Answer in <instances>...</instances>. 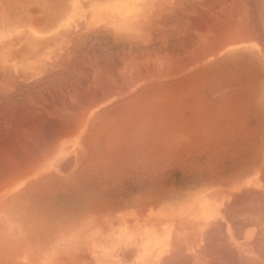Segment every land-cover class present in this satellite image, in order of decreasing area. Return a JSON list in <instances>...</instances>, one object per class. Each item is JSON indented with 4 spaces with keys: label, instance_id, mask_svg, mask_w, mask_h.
<instances>
[{
    "label": "rangeland",
    "instance_id": "obj_1",
    "mask_svg": "<svg viewBox=\"0 0 264 264\" xmlns=\"http://www.w3.org/2000/svg\"><path fill=\"white\" fill-rule=\"evenodd\" d=\"M22 1H23L22 4H19L16 6L15 5L11 6L12 7V11H11L12 12V16H11L12 26L19 25V28L18 27H12V30L15 31L14 33H12V36H14L17 39L16 40L17 42L16 41L12 42L14 45L12 48L13 50H14V47H17L16 45L19 44L18 38H19L20 34L22 36H25V34L29 33V31L32 30L31 28H33V29L35 28L36 30L40 31V30H42L40 28L41 24H42V26H44V24L46 23V21L40 20L39 21L40 26L32 27V25H31V22H32L31 21V18H32L31 14L36 15V17H38V18H42V14L44 13L43 11H46V10L42 9L41 6L44 3L47 4L46 0H25V1L22 0ZM85 1H86V5L85 6L81 5L82 8L80 9L78 0H75L74 9L76 8L75 9L76 14L74 16L75 17H77V16L82 17L79 14H81V12L84 11V12H86V16L88 15L89 18L87 20H82V21L76 20L74 22V28L67 30L64 33H60L56 37L52 38L53 39L52 43L57 45V52H56L55 58L53 60L56 61V63H59L58 68L46 69V70H48L47 74L44 72L43 73L40 72V69L42 68L41 66H40L41 67L40 69L34 68L33 70H30L31 73L29 74V77L27 79L26 78L24 79L22 76L17 74L18 71H20V69H18V68L16 69V67L19 66L17 63L14 66L12 65L11 70L0 69V108L3 107V110H5L7 112H17V110H15L16 109L15 107L18 106L17 109H19V110L21 109L20 112H23V109H24V111H25V113L23 112L24 114H27L29 110H30V113H28V114H33V112L43 114L41 116L40 115H34V116L31 115L32 117L27 115L28 117L25 120V123L20 124L21 127H20V125L16 126L15 124H13L11 122H7V121L3 123L0 120V122H1V125H0V147L3 144L6 145V142H7L6 139H11V138L14 139L15 135H16V137L18 136L17 133H15V131L18 130L19 127L21 129H23V131L21 132V136H22L21 138H23V137L26 138L25 136L27 134L23 133V132L27 128L36 127L35 129H37V130H36V132L33 133V136L31 135L32 136L31 137L28 135L29 136L28 139H30V140L28 142L26 141V143H28L29 146L31 145L30 143H32L33 145H37L36 144L37 141H38L37 142L38 144H39V142H41L39 145H43V144L48 145L47 144L49 142L48 139L51 137V135L52 136L54 135V131L56 130L55 128H57L55 126L59 127V125L55 124L54 121H53L54 124H52V120H57V119H61L63 121L65 120L66 122L65 121L64 122L66 124H69L68 121H70L68 119L69 117H65V116L53 117V116L48 115V113L49 114L55 113L56 109H59L57 111H60L61 107L66 108V109H63V111H61V112L70 111V109L72 111V108H71L72 105H70V104H73L75 102L73 100H71L69 97L70 96L69 94H71V92H74L75 94H77L76 96L73 93L71 95H74V97L76 99L78 98L77 102L80 101L79 102L80 104H83V103H81V101L85 102V100H81L85 97V95L86 96L88 95L90 98H92L94 100L98 99L97 101H99V98L103 97L105 92H107L108 86H106V83L102 84L105 79L102 81V79L99 76L100 72L99 71L96 72L95 67L88 66V64H90V61L92 59L93 60L91 61V63H95L99 68L104 62L107 63V61H109V63H111V64L118 62V63L114 64L115 65L114 69H113V67L108 68V70H111L112 75L115 72L116 75L114 74L113 76H114V79L117 81V78L119 77L117 75V67L119 66V59L122 57V54L124 55L127 53V45L123 42H122L123 44H121L120 41H117V39L113 38V36H110V35H112L111 32H109V34H108V32H106L104 30V28H100L98 25H95V26L90 25L91 24L89 22L90 18L95 16V15L98 16V14L100 13L99 6L104 5L103 4L104 0H85ZM110 1H114V0H109V1H107V3H110ZM174 1H176V0H174ZM189 1H190V3H189ZM199 1H201V2H199ZM199 1L196 0V2H195V0H194V2H193V0H187V2L184 4L185 5L184 7L185 8L187 7V10L194 8L195 10L198 11L194 15L193 19L190 18V14L188 12L187 13L185 12L181 15L178 14V16L179 15L181 16L180 17L181 21L176 20V22H178L180 24L179 25L180 26V28H179L180 33L177 32V30L175 28L174 29L170 28V30H167V31H170L169 33L171 36L175 37V38H172L170 36V38L168 39V41H170L169 47L171 49H175V48L181 49L182 48L185 52L179 58L180 63H183V61H184L183 64L188 63L191 60V58H193L194 55L197 58L201 54V51L204 52V50H203L204 48L206 49L207 46H210V45H207V41H209V40L216 42V44H222L225 42L224 40L227 41L230 38L232 40V42H230V45H240L242 43L243 37H242V35H240L241 33H235L234 34L231 32V34H230L229 31H226L227 34L225 35V33H224L225 30L221 28L222 23L223 24L227 23L226 19H228V20L232 19L231 16L235 15L234 13H235V11H237V7H238V9L240 8V6L238 5V3L240 1L241 2L243 1V3H244V7L242 6V12H243V15H245V17L247 18L248 24L250 22L252 28H256V29L261 28L264 31V0H250V4H248V3L246 4V1L248 2V0H199ZM101 3H102V5H101ZM187 3H189V4H187ZM190 4H191V7H190ZM206 7H208V8H206ZM19 13H26L27 19H25L26 17H23V16L19 17ZM222 16H223V18H222ZM217 17H221L223 21H224V18L226 17L225 18L226 22L224 21L225 22L224 23L221 20V18H217ZM20 18H21V22H19ZM209 20H211V21H209ZM210 23H212L213 25H215V24L219 25L220 30L216 29V33L214 35L205 36L204 42H202V44L199 46H195V49L199 52H197L196 50L193 52L190 49L191 36H189V38H190L189 39L187 37V35H189L190 33H192V34L196 33V34H199L201 36L202 32H210L209 30L211 27L208 28V26L212 25ZM2 24H3L2 14L0 13V27L2 26ZM185 24L187 26L186 30H184V28H182L183 25H185ZM199 26L200 27L205 26V27H207V30L205 28V30L203 29L201 32V30L199 29L200 28ZM103 30H104V32H103ZM172 32H174V33H172ZM221 32H223V33H221ZM43 33H45V32H43ZM105 33H107V35L104 36L103 34H105ZM93 35H95V36H93ZM148 37H149L148 40H150L149 43L144 45V47H143V45H136V43H134L132 45V49H134V50H132V51H138L139 50L137 52L138 54H141L144 52L143 54L149 53V56L154 55V53L159 50V47H158L159 42H157L155 40L153 34L149 35ZM150 37L152 39H154V41L156 43H154V41ZM181 37H182V40H181ZM183 37H184V39H183ZM187 40H190V41L187 43L186 42ZM114 42H115V44H114ZM184 42L186 45H184ZM22 43H28L29 44V42L27 40H24V39L22 40ZM46 43L47 42H43L41 44H46ZM116 43H118V44H116ZM119 43H120V45H119ZM175 44H176V46H175ZM149 45H151L150 48H147V47H149ZM183 45L185 47H183ZM125 47H126V49H125ZM155 49H157V50H155ZM226 49H228V47L225 46L224 48H222V51L218 55H216L215 59L217 60V57H219V58H218L216 66H215V71L212 70L211 74L210 73H208V74L204 73L205 75L204 74L203 75L202 74L201 75H198V74L195 75V77H196L195 83L196 84L199 83V85L197 87L199 89L198 91H200L201 85H206V83H208L210 85L212 84L211 85V94L208 92V90H206L204 92V94H206L204 99L208 100L213 105L216 104L215 108H214V106H211V107H213V109H215V110L218 109L220 112L223 110L233 109L232 107H234L235 103H236V102H234V100H235L234 98L237 96V95H234L233 86H232L231 81L228 80L226 77V65L224 63H222V62L227 60V55H226L227 50ZM88 52L91 53V55ZM124 52H126V53H124ZM196 52L198 53V55L193 54ZM94 53H95V55H94ZM71 54H72L73 58L71 57ZM88 54L91 57H89ZM12 55L16 56L17 53L16 52L12 53ZM97 55H98V57H97ZM115 55H116V58H115ZM221 55H223V56H221ZM104 56L106 59L102 58ZM112 56H114L113 57L114 59L112 58ZM190 56H191V58H190ZM42 57H46L45 52L34 55L31 58V60L32 59L33 60H39ZM74 57H75V59L77 58L76 61H75ZM71 58L74 60H72ZM89 58H91V60ZM187 58H189V59H187ZM69 59L72 61H69ZM215 59L214 58H207V60L202 61L200 64L188 67L186 70V73L181 74V76H178V78L174 77L171 80H164V81L151 79L150 82L144 83L145 88L149 89L148 86H151V88L153 87V90L146 92V95H148V97L144 98L145 101L150 102L154 98H159V96L161 94H159V92H156L155 88L162 85V83L167 84V81H169L172 84V81H175V79H179L180 77L183 78L184 75L188 74L190 71L202 68L204 66H207L208 64L212 63ZM57 61H59V62H57ZM151 61L152 60H148L145 64L147 68L149 67V69L151 68V66H150ZM75 62L77 64V66H76ZM68 63H70L71 65ZM159 63L161 65V67L165 64L164 61H162V60H160ZM61 64H62V66H65V67L62 68ZM72 64L75 66L73 67ZM114 65H112V66H114ZM67 66H68V68H67ZM78 67H80V68H78ZM81 67H83V68L81 69ZM43 69H41V70H43ZM56 69H58V70H56ZM62 69H65V70H62ZM129 70L132 73L134 72V69L132 67H130ZM53 71H55V74ZM65 71L67 73H65ZM89 71H90V73H89ZM217 71H219V73H220L219 79L217 78ZM33 72H36V73H33ZM57 72L62 73L61 74L62 76H60V74L58 75ZM63 73H64V76H63ZM70 73H72V75H74V76H70L71 75ZM93 73H95L97 75V77L95 75V77L93 78L94 79L93 82H91V83L87 82V79H88L87 76H89V74H93ZM68 74H70L69 75L70 79L68 77ZM221 74H223V75H221ZM46 75L50 79H48V77ZM50 75H52V76L54 75L55 79ZM55 75H56V77H55ZM201 76L203 77L202 80H201V78H202ZM73 77H74V79H73ZM36 78H38V80ZM98 78H99V80H98ZM56 79H58V80H56ZM67 79L69 82L67 81ZM43 80H44V83H43ZM52 80H54V81H52ZM83 80H85V81L82 82ZM197 80H198V82H197ZM205 80H206V82H205ZM35 81H36V83H35ZM46 81H47V83H46ZM71 82H73V84ZM200 82H201V84H200ZM218 82H219L220 87L218 85ZM75 83H77V85ZM99 83H100V85H99ZM223 83H225L226 85ZM37 84H39V85H37ZM74 84H75V86H74ZM188 84H189V82H188ZM188 84L186 83L185 85L189 86ZM54 85H57V87L56 86H55L56 88L53 87ZM70 85H72V87ZM102 85L106 89L103 90ZM141 85H143V83L136 85L135 88L129 90L126 94H123L120 96L113 94L110 98H107V96H108V95H106V94H108V92H107L105 94L106 97L104 96V98H103L104 100L102 101V103L97 105L96 107H94V110H92L93 112L90 115V121L88 124L89 127H87L88 132H86L84 135V137L86 139V137L91 134L92 139L90 136H88L87 137L88 141L86 139L84 145H86V143L87 144L92 143V145H95V146L90 145L91 147L88 148L89 149V151H88L86 149V147L83 146L84 141H82L83 142L82 144H79L80 143L79 142L75 146V150L78 151V153H76L75 151H74L75 153L70 152L69 154H66L63 157H61L58 160V162L53 165V167L51 168V170L53 172L52 177H49V178L44 179V180L42 179L43 177L40 178L39 184L36 185V187L33 186L32 188H29L26 190H18L13 197H10L8 200H4L1 203V205H0V264H88L86 262L87 260L83 261L82 259H78V258H76L74 261H72L70 259V257L69 258L67 257L70 254V251L71 252L74 251L76 253L77 257H78L77 254H79V258L82 257V253H84L85 257L86 256L91 257L90 264H99V260H98L99 252L102 249H104L105 242H104V240H89L91 235H94V234L98 235V228H99L98 216H99V214L98 213H90L89 211H86V210H88V209L92 208V206H94V203H95L94 201H97L99 199H103V200L105 199V197L103 196V194H105V192H106L105 190L114 191V190L122 189L123 211L126 212V213H124L125 216H124V220H123L124 226H125V225L129 224L130 216H131V214H130L131 203L134 200V195H136L138 193V191H139V193L143 192V189H146L148 187L155 188V189H162L163 183L168 182V179L170 180V183H171V189L177 188L181 178H183V184H185L186 183V181H185L186 177L185 176L190 174V173L197 171V165L198 164H196V163L200 159L197 160L196 158L205 157V153L209 152V150H210L208 147L209 145L206 144V142H209L212 140V133H211L212 126L217 124V121H212L213 119L217 120L216 116H213L214 114H216V112H214L215 110L210 111V112L205 111V113L207 112L208 115L207 114L205 115L203 113L204 110H202L201 112L199 110L196 111L198 114L201 113L200 114L201 117H203L202 116L203 114H204V116H207V117L209 116L208 120L202 121L206 117L198 118L200 115L198 116L197 113L195 114L196 115L195 117L198 118V119L195 118L196 122L199 123V121L201 120L200 121L201 123H199V126L195 125L198 123H194V125H193V127L197 126V128H195V129H197V131L195 129H193V127H189L190 125L189 126L184 125V128L181 127L180 129L174 128L175 130H172L173 129L172 128L171 133H168V137L166 135V137H167L166 141L167 142L164 141L165 143L162 141L156 142V141H154L155 139L153 140V138H150V139L148 138V140H146V142L148 144L146 142H142V145L144 144V146H142L140 144L141 140L138 141V143H137V141H135L133 143H131V142L130 143L124 142L123 144L120 143L122 146L119 143H116V146L119 144V146H121V148L124 145L123 148H125V150L122 148V150L124 152L119 151V153H121V154H119L118 152H114L115 150L118 151L119 146H117V148H116L115 145L113 144V142L115 143V141H113V140H112L113 142L110 141V138L112 139L114 136H116V134H118L117 133L118 129L121 132L120 124L122 122L120 123L119 120H118V122L116 120V119H121L120 118L121 116H118V118H117L113 114L115 113V111H117L118 113H121V112H128L129 113L130 111L137 113L136 112L137 109H135V108H133L132 110L114 109V108H118L116 106L118 103L123 102V100H126V99L132 97L133 94L135 93V91H137L139 88H140L139 89L140 92L143 91L144 87ZM58 86H60V87H58ZM227 87H229V88H227ZM49 88H50V90L52 89V91L53 90L54 91L49 92ZM69 88L72 89V91L70 90V92H69V90H68ZM90 89H91V91H90ZM213 89L215 91H213ZM217 89H218V91H217ZM86 90L88 93L84 92ZM94 90H95V93L97 92L96 94L93 93ZM154 91L156 93H153ZM157 91H160V90L157 89ZM198 91H197V93H199ZM51 92L53 94H51ZM89 92H90V94H89ZM213 92H215V93H213ZM151 93H152V95H151ZM97 94L100 97L97 96ZM156 94H158L159 96H157ZM199 94H201V93H199ZM46 95H48V96H46ZM81 95L84 97H82ZM93 95H95V97H93ZM57 96H58V98H57ZM61 96H62V99H60ZM230 96H232L231 97L232 99H230V103L233 102V105L228 103V101H227V98H230ZM45 97L46 98L48 97V98L46 99ZM96 97H97V99H96ZM199 97L202 98L201 95ZM189 98H191V96ZM238 98H239V100L237 102H238V104L240 103V105H241V94L238 95ZM63 99H65V100H63ZM59 100L61 101V103H59L60 102ZM35 101H36V103H34ZM201 101L203 103V100L200 99L199 102H201ZM114 103L116 105H114ZM227 103L229 106H227V108H226ZM61 104L64 106H61ZM66 104L68 106H66ZM28 106L30 108H33V110L28 108ZM107 106H108V108H107ZM12 107H14V109ZM112 107H114L113 110H112ZM228 107H230V108L228 109ZM106 108H107V110H112V112L113 111L114 112L112 113L110 111H106V112L103 111V109L105 110ZM49 109L51 110L50 112H49ZM144 110L149 111V109H143V112L141 113V115H144L145 117H147L146 114H143L146 112V111L144 112ZM0 111L2 112V110H0ZM117 112H116V116L118 115ZM190 112L191 111L186 112V109H185L184 112L182 111V114L185 113L184 114L185 118L189 117V120H191L192 118H190L191 117L190 115L192 113L190 114ZM102 113H104V115ZM186 113H188V114H186ZM111 114H112V116H111ZM105 115H107V117ZM108 115L111 116L112 119H109L110 117ZM210 115L213 118L212 120H211ZM103 116H105V117H103ZM144 116L140 117L139 119L136 117V120H135L136 123L135 122H134L135 124L133 123V126L135 129L132 128L133 126L131 128L130 127H128V128L133 129V131L134 130L136 131V129H137V131H136L137 134H143L145 132V130H147V129H148L147 132L151 131L153 129V127H152V129L150 127L155 125L156 123H154L152 125V123H153V119L151 118L152 116H150L148 118L149 121H148V119H144L145 118ZM43 117H45V118H43ZM37 118L39 120H37ZM141 118H143L144 120ZM101 119H105L104 122ZM114 119H115V122L113 121ZM221 119L223 120V118L220 117V121H221ZM107 120H109V121H107ZM189 120L188 119L186 120L187 123L188 122L192 123L195 121V120H192V121H189ZM106 121L108 124H111L110 122H112L113 125L111 124V127H110V125L105 123ZM206 121L208 122V125H210L209 127H208V125L206 127L207 130H208V128L211 129V130L209 129V132L204 128L205 127L204 122H206ZM30 122H31V124H29ZM101 122H103L104 125H106V126L108 125L109 128L112 129V131L110 132L111 129L108 131V128H106V126H104L103 123H101ZM143 122H145V123L147 122L146 123L147 125L146 124L144 125ZM202 122H203V127H201ZM207 122H206V124H207ZM209 122H211L212 124L214 123V124L211 125ZM70 123H71V121H70ZM115 123H116V125H114ZM222 123H223V121H221L220 124H222ZM32 124L34 125V127ZM96 124H98V126ZM26 125H27V127H26ZM99 125L102 127L100 128ZM135 125H136V127H135ZM14 126H15V128H14ZM112 126H113V128H112ZM114 126L117 127L118 129L116 128L117 129L116 130ZM11 128H14V129H11ZM98 128H100L101 131H102V128L106 129V130L104 129V131L106 133H102V134L106 135V137H107L106 139H108L107 142L105 140H103V139H105V135L104 136L102 134H100L101 136L99 135V133H101V132ZM190 128L195 130V131H192V130L189 131L188 129H190ZM47 129H48V131H47ZM91 129H93V131L95 130L94 135L96 136V138L92 134L93 131H91ZM113 129H115L116 132ZM186 129L189 131V132L187 131L188 133L185 132ZM203 129H205V131ZM1 130H2V132H1ZM8 130H10L11 133L12 132H14V133H12V135H11V133ZM98 130H99V132H98ZM142 130L144 131L143 133L140 132ZM182 130H183V132H182ZM4 131H7V132H4ZM90 131H91V133H90ZM104 131H102V132H104ZM107 131L110 132L109 135L112 134V135H110L111 136L110 138H108V136H107L108 135ZM133 131L131 133H134ZM206 131L208 132V134H206ZM3 132L5 133V135L3 134ZM50 132H52V134ZM194 132L197 133L196 138H195L196 134ZM198 132H199V134H198ZM203 132H205V133H203ZM88 133H90V134H88ZM6 134H7V136H9V135H11V136L7 137ZM22 134L23 135L26 134V135L23 136ZM96 134H98V135H96ZM148 134L151 135L152 131H151V133L149 132ZM148 134L146 133L147 136H150ZM190 134L191 135L193 134V135L191 136ZM49 135H50V137H49ZM3 136H5V137H3ZM198 136H200V137L198 138ZM44 137H47V138H44ZM93 137L95 138L96 141L99 140L102 145L98 144V143H100L99 141L97 143L95 140H93ZM189 137H191V139L195 138L196 139V140L194 139L195 141H197V139L199 140L200 138H202V139L199 140L198 145H197V142L195 145V143H193V141H194L193 139H192V142L190 140V142L193 144H191L190 142H187V141H189L188 139H190ZM32 138L34 139V141ZM170 138H172V139H170ZM89 139L95 141L98 144V146L91 141H90L91 142L90 143ZM100 139H102V140H100ZM113 139L115 140L116 138H113ZM14 140L9 141L8 144L9 145H16L17 143ZM180 140L182 142H184L186 144V146L184 143H183L184 145L182 144L183 146H181L182 142ZM102 141H104V143ZM177 141H178V143H177ZM21 142L24 143L22 140H21ZM150 142H152L151 143L152 145L151 144L149 145ZM107 143H109V145H111L112 149H108V147H110V146H108V145L106 146ZM136 143H137V145H136ZM153 143H155V144H153ZM156 143H161V145H159V144L157 145ZM189 144H191L193 146H190ZM125 145L130 146L129 148H132V149H134L135 146H137V147L141 146L142 148L140 147L141 149H138L139 147L138 148L135 147L134 151L132 149L130 150L129 148L126 150L127 147ZM146 145L149 146L150 148L147 147ZM154 145H156L157 147ZM96 146H97V149H94ZM159 146H162V148ZM99 147H100V149H99ZM101 147H102V150H101ZM103 147H106V149H103ZM155 147H156V150L154 149ZM164 147H165V150H163ZM113 148H116V149H113ZM31 150L32 151L35 150V147H34V149H33V147H31ZM90 150L93 151L92 154H91ZM111 150H114L113 154L111 153L112 152ZM128 150H130V151H128ZM152 150L153 151L155 150V152H151ZM0 151L3 152V149L0 148ZM107 151H109V152H107ZM127 151H128V153H125ZM0 158H2L1 155H0ZM181 175H183V177ZM112 199H114V198H112ZM140 199H144V198L140 197ZM51 242L54 244H50Z\"/></svg>",
    "mask_w": 264,
    "mask_h": 264
},
{
    "label": "crops",
    "instance_id": "obj_2",
    "mask_svg": "<svg viewBox=\"0 0 264 264\" xmlns=\"http://www.w3.org/2000/svg\"><path fill=\"white\" fill-rule=\"evenodd\" d=\"M22 2L0 0V69L11 70L19 63L17 74L27 79L34 68L59 67L53 60L57 45L52 38L89 16L84 11L82 17L74 16L75 0H46L42 18L31 14L32 27L46 21L42 30L20 34L13 50L17 39L12 27L19 25L12 26L11 6ZM78 3L80 9L86 5L85 0ZM22 16L27 19L26 13H19ZM248 26L242 44L228 46L222 62L237 104L241 94V107L235 103L237 108L229 112L215 110L217 124L212 126V140L206 142L210 150L196 158L197 171L185 176V184L181 178L177 188L171 189L168 179L162 189L138 191L128 225L123 221L122 189L105 190V199L86 210L99 214L98 235L89 238L105 242L99 264H264V31ZM42 52L46 57L31 60ZM77 255L70 251L67 257L90 264V256Z\"/></svg>",
    "mask_w": 264,
    "mask_h": 264
},
{
    "label": "bare ground",
    "instance_id": "obj_3",
    "mask_svg": "<svg viewBox=\"0 0 264 264\" xmlns=\"http://www.w3.org/2000/svg\"><path fill=\"white\" fill-rule=\"evenodd\" d=\"M107 1H109V0H104L103 1V4L104 5H102V3H101V5L102 6H99V8H100V13L98 14V16L97 15H95V16H93V17H91L90 18V20H89V22L91 23L90 25H93V26H95V25H98L100 28H104V30L106 31V32H108V34H109V32H111V34L112 35H110V36H113V38H115V39H117V41H120L121 42V44H123V43H125L126 45H127V53L126 52H124V53H126V54H122V57L119 59V66L117 67V75L119 76L118 78H117V81L114 79V74H115V72L113 73V75H112V72H111V70H108V68H112L113 67V69L115 68V65L114 64H116V63H118V62H116V63H114V64H111V63H109V61H107V63H103L101 66H100V68L95 64V63H91V61L93 60H91V58H89L91 61H90V64H88V66H92V67H95V71L96 72H100L99 74V76H100V78L102 79V81H103V83L102 84H105L106 83V86H108V89H107V92H108V94H106L107 92H105V94L106 95H108L107 96V98H110L113 94L114 95H123V94H126L129 90H131V89H133V88H135L136 87V85H138V84H141V83H143V85H141V86H143L144 87V83H148V82H150L151 81V79L153 80V79H155V80H162V81H164V80H171L172 78H174V77H177L178 78V76H181V74H184V73H186V70H187V68L188 67H191V66H195V65H197V64H200L202 61H204V60H207V58H216V55H218L221 51H222V48H224L225 46L226 47H228V46H230V42H232V40L229 38V40H224L225 42L224 43H222V44H216V42H214V41H212V40H209V41H207V45H210V46H207V48L205 49H203L204 50V52L203 51H201V54L196 58V56L194 57L193 56V58H191V56H190V58H191V60L188 62V63H185V64H183L184 63V61H183V63H180V61H179V58H180V56L182 55V54H184L185 52H184V50L181 48H175V49H171L170 47H169V42L170 41H168V39L170 38V31H167V30H170V28L172 29H176L177 30V32H179L180 33V30H179V28H180V24L178 23V22H176V20H179V21H181L180 20V15L181 14H183V13H189L190 14V18L191 19H193L194 18V15L198 12L197 10H195L194 8H191V9H189V10H187V7L185 8L184 6V4L187 2V0L185 1V0H176V1H174V0H114V1H110V3H107ZM197 1H199V0H197ZM77 2V1H76ZM92 2V1H91ZM193 2H194V0H193ZM195 2H196V0H195ZM199 2H201V1H199ZM189 3H190V1H189ZM189 3H187V4H189ZM192 3V2H191ZM198 3V2H197ZM212 3V2H211ZM93 4V3H92ZM213 4V3H212ZM222 4V3H221ZM195 5V4H194ZM238 5L240 6V8L238 9V7H237V11H235V15H233V16H231V18L232 19H226V21H227V23H225L226 21H225V18H224V21L222 20V18H223V16H222V18L221 17H217V18H221V20L225 23V24H223L222 23V29H224L225 30V35L227 34V32L226 31H229V33L231 34V32L232 33H241L240 35H243V31L247 28V27H249L248 26V20H247V18L245 17V15H243V12H242V6L244 7V3H243V1L241 2H239L238 3ZM79 6H80V4H79ZM85 6V5H84ZM204 6V5H203ZM190 7H191V4H190ZM74 8V7H73ZM78 8V7H77ZM84 8V7H83ZM206 8H208V7H206ZM76 9V8H75ZM74 9V10H75ZM200 10V9H199ZM231 12V11H230ZM205 13V12H204ZM178 14H180L179 16H178ZM225 14V13H224ZM231 14V13H230ZM250 16V15H249ZM202 17V16H201ZM208 19V18H207ZM211 19V18H210ZM197 21V20H196ZM209 21H211V20H209ZM201 22V21H200ZM220 22V21H219ZM66 23V22H65ZM221 23V22H220ZM250 23V22H249ZM182 24V23H181ZM195 24V23H194ZM209 24V23H208ZM210 24H212V23H210ZM251 24V23H250ZM256 24V23H255ZM198 25V24H197ZM97 26V27H98ZM73 27H74V24H73ZM98 27V28H99ZM192 27V26H191ZM190 27V28H191ZM200 27V26H199ZM211 27V28H210ZM220 26L219 25H217V24H215V25H210V26H208V28H210V32H202V30L204 29L205 30V28H206V30H207V27H200L199 29L201 30V36L199 35V34H196V33H194V34H192V33H190L189 35H187V37L189 38V36H191V41L190 40H187L186 42L188 43L189 41H190V43H191V46H190V49L194 52L196 49H195V46H199V45H201L202 44V42H204V37L205 36H210V35H214L215 33H216V29H219L220 30V28H219ZM252 27V26H251ZM182 28H184V30H186L187 29V26H186V24L185 25H183V27ZM189 28V27H188ZM193 28V27H192ZM248 29V28H247ZM256 29V28H255ZM104 30H103V32H104ZM215 30V31H214ZM101 31V30H100ZM183 31V30H182ZM246 31V30H245ZM249 31V30H248ZM258 31V30H257ZM97 32V31H96ZM192 32V31H191ZM223 32H221V33H223ZM98 33V32H97ZM172 33H174V32H172ZM254 33V32H253ZM258 33V32H257ZM151 34H153L154 35V38H155V40L157 41V42H159V50L157 51V52H155L154 53V55H152V56H149V53L148 54H143V53H141V54H138L137 52L139 51H132V50H134V49H132V45L134 44V43H136V45H143V47H144V45H146L147 43H149L150 42V40H148L149 39V35H151ZM104 36L105 35H107V33H105V34H103ZM248 35H250V34H248ZM93 36H95V35H93ZM231 36V35H230ZM244 36V35H243ZM258 36V35H257ZM89 37V36H88ZM152 37V36H151ZM150 37V38H151ZM172 38H175V37H173V36H171ZM221 37V36H220ZM153 38V37H152ZM151 38V39H152ZM171 38V39H172ZM209 38V37H208ZM249 38H251L250 36H249ZM183 39H184V37H183ZM190 39V38H189ZM252 39V38H251ZM250 39V40H251ZM108 40V39H107ZM114 40V39H113ZM153 41H154V39H152ZM181 40H182V37H181ZM234 40V39H233ZM259 40V39H258ZM261 40V39H260ZM185 41V40H184ZM81 42V41H80ZM123 42V43H122ZM176 42V41H175ZM250 42V41H249ZM253 42V41H252ZM106 43V42H105ZM154 43H156L155 41H154ZM256 43V42H255ZM113 44V43H112ZM114 44H115V42H114ZM113 44V45H114ZM116 44H118V43H116ZM215 44V45H214ZM242 44V43H241ZM249 44V43H248ZM109 45V44H108ZM119 45H120V43H119ZM153 45V44H152ZM184 45H186L185 44V42H184ZM183 45V47H185ZM80 46V45H79ZM112 46V45H111ZM150 46L151 45H149V47H147V48H150ZM175 46H176V44H175ZM234 46V45H233ZM236 46V45H235ZM74 47V46H73ZM81 47V46H80ZM75 48V47H74ZM79 48V47H78ZM123 48V47H122ZM248 48V47H247ZM96 49V48H95ZM125 49H126V47H125ZM77 50V49H76ZM92 50V49H91ZM141 50V49H140ZM153 50V49H152ZM155 50H157V49H155ZM227 50V49H226ZM225 50V51H226ZM79 51V50H78ZM114 51V50H113ZM197 51V50H196ZM224 51V52H225ZM230 51V50H229ZM228 51V52H229ZM72 52V51H71ZM148 52V51H147ZM197 52H199V51H197ZM193 53V54H197L198 55V53ZM89 53V52H88ZM76 54V53H75ZM90 55H91V53H89ZM88 54V56L89 57H91L90 55ZM93 55V54H92ZM94 55H95V53H94ZM226 55H228V53L226 52ZM221 56H223V55H221ZM71 57L73 58V56H72V54H71ZM81 57V56H80ZM97 57H98V55H97ZM114 56H112V58H113ZM71 58V59H72ZM102 58H105V56L104 57H102ZM108 58V57H107ZM115 58H116V55H115ZM218 58L219 57H217V60L215 59L212 63H210V64H208L207 66H204V67H202V68H199V69H196V70H192V71H190L188 74H186V75H184V77L182 78V77H180L179 79H175V81H172V84H171V82H169V81H167V84L166 83H162V85H160V86H158V87H156L155 89H156V92H159V94H161L160 96L158 95V94H156L157 96H159V98H154V99H152L150 102H148V101H145V97H148V95H146V92H148V91H151V90H153V87L151 88V86H148L149 87V89L148 88H143V91H141L140 92V88L137 90V91H135V93L133 94V96L132 97H130V98H128V99H126V100H123V102H120V103H118L117 105L114 103V105H116L118 108H114V107H112V110H113V108L114 109H125V110H127V109H129V110H132L133 108H135V109H137V113H135V112H121V113H118L117 111H115V113L113 114V115H115V117H117L118 118V116H121L120 118L121 119H116L117 120V122H118V120H119V122L121 123H119L120 124V126H121V132L119 131V129L117 128V127H115V129L117 130V133L118 134H116V136H114L113 138H116L115 140L112 138H110L111 136L110 135H112V134H110L109 135V133L112 131V129L111 128H109V126L108 125H110V127H111V124H112V122L114 121L115 122V119L112 121V122H110L111 124H108L107 123V121H109V120H107L105 123H107L108 125V127L106 126V125H104V120L106 119H101V120H103V122H101V123H103V125L104 126H106V128H108V131L110 130V132H108L107 131V136H108V138H110V141H115V143L113 142V144L115 145V147L117 148V146H119V144L120 143H124V142H131V143H133V142H135V141H137V143H138V141H140L141 140V145H142V142H146V140H148V138L150 139V138H153V140L154 141H162V142H167L166 141V139H167V137H168V133H171V129L172 130H175L174 128H184V125H190L189 127H193V125H194V123H198V122H196V120H195V118H197V117H195L196 115V111L197 110H199L200 112L202 111V110H204V114L206 115L207 114V112L205 113V111H208V112H210V111H213V110H215V109H213V107H211V106H214V108H215V105H213L211 102H209L208 100H206V99H204L205 98V96H206V94H204V92L206 91V90H208V92L211 94V85L210 84H208V83H206V85H201L200 86V91H198L199 89L197 88L198 87V85H199V83L198 84H196L195 82V80H196V77H195V75L196 74H198V75H203L204 73H206V74H208V73H210L211 74V71L212 70H214L215 71V66H216V64H217V61H218ZM61 59V58H60ZM74 59H75V57H74ZM74 59H72V60H74ZM77 59V58H76ZM76 59H75V61H76ZM80 59V58H79ZM78 59V60H79ZM106 59V58H105ZM114 59V58H113ZM187 59H189V58H187ZM186 59V60H187ZM72 60H70L69 59V61H72ZM77 60V61H78ZM148 60H152L151 61V68L149 69V67L147 68L146 67V62L148 61ZM160 60H162V61H164V65L161 67V65H160ZM188 61V60H187ZM57 62H59V61H57ZM74 62V61H73ZM114 62V61H113ZM79 63V62H78ZM18 65H20L19 63H17ZM59 63H56L55 65H58ZM67 64V63H66ZM68 64H70V63H68ZM75 64H76V62H75ZM111 64V65H110ZM64 65V64H63ZM71 65V64H70ZM79 65V64H78ZM112 65H114V66H112ZM219 65V64H218ZM61 66H62V64H61ZM72 66L74 67L75 65H73L72 64ZM71 66V67H72ZM76 66H77V64H76ZM81 66V65H80ZM54 67V66H53ZM63 67H65V66H62V68ZM130 67H132L133 69H134V72L132 73V72H130ZM41 67H37V69H40ZM57 68V67H56ZM67 68H68V66H67ZM77 68V67H76ZM75 68V69H76ZM78 68H80V67H78ZM83 67H81V69H82ZM17 69V68H16ZM41 69H43V67L41 68ZM40 69V72L41 73H46L47 74V72H48V70H46V69H43V70H41ZM61 69V68H60ZM217 69V68H216ZM56 70H58V69H56ZM62 70H65V69H62ZM61 70V71H62ZM17 71V70H16ZM60 71V70H59ZM77 71V70H76ZM133 71V70H132ZM189 71V70H188ZM37 72V71H36ZM36 72H33V73H36ZM50 72V71H49ZM54 72V74H55V71H53ZM69 72V71H68ZM58 73V75L60 74V76H62L61 74L62 73H59V72H57ZM65 73H67L66 71H65ZM89 73H90V71H89ZM213 73V72H212ZM53 74V73H52ZM71 74V75H70ZM70 74H68V77H69V75L70 76H74V75H72V73H70ZM45 75V74H44ZM49 75V74H48ZM57 75V74H56ZM56 75H55V77H56ZM57 75V76H58ZM77 75V74H76ZM95 73H93V74H89V76H87V82H93V78L95 77ZM116 75V74H115ZM205 75V74H204ZM47 76V75H46ZM45 76V77H46ZM50 76H52V75H50ZM63 76H64V73H63ZM19 77V76H18ZM32 77V76H31ZM30 77V78H31ZM48 77V76H47ZM53 78H54V75L52 76ZM51 77V78H52ZM96 77H97V75H96ZM199 77V76H198ZM202 77V76H201ZM200 77V78H201ZM242 77V76H241ZM12 78V77H11ZM39 78V77H38ZM38 78H36L37 80H38ZM52 78V79H53ZM59 78V77H58ZM77 78V77H76ZM199 78V79H200ZM205 78V77H204ZM43 79V78H42ZM46 79V78H45ZM44 79V80H45ZM48 79H50L49 77H48ZM55 79V78H54ZM66 79V78H65ZM69 79H70V77H69ZM72 79V78H71ZM73 79H74V77H73ZM72 79V80H73ZM114 79V80H113ZM203 79V77L201 78V80ZM36 80V81H37ZM44 80H43V83H44ZM56 80H58V79H56ZM79 80V79H78ZM98 80H99V78H98ZM207 80V79H206ZM206 80H205V82H206ZM211 80V79H210ZM36 81H35V83H36ZM48 81V80H47ZM47 81H46V83H47ZM50 81V80H49ZM52 81H54V80H52ZM51 81V82H52ZM67 81H68V79H67ZM85 80H83L82 82H84ZM124 81V82H123ZM200 81V80H199ZM214 81V80H213ZM212 81V82H213ZM239 81L241 82V80L239 79ZM13 82V81H12ZM40 82V81H39ZM38 82V83H39ZM61 82V81H60ZM69 82V81H68ZM67 82V83H68ZM81 82V83H82ZM100 82V81H99ZM188 82H189V84H188ZM197 82H198V80H197ZM204 82V81H203ZM210 82V81H209ZM34 83V82H33ZM32 83V84H33ZM72 84H73V82H71ZM70 83V84H71ZM80 83V84H81ZM188 84L189 86H186L185 84ZM234 83V82H233ZM9 84V83H8ZM50 84V83H49ZM76 85H77V83H75ZM75 84H74V86H75ZM93 84V83H92ZM200 84H201V82H200ZM205 84V83H204ZM222 84V83H221ZM223 84H225V83H223ZM37 85H39V84H37ZM44 85V84H43ZM67 85V84H66ZM65 85V86H66ZM79 85V84H78ZM82 85V84H81ZM99 85H100V83H99ZM218 85H219V82H218ZM226 85V84H225ZM224 85V86H225ZM237 85H239V84H237ZM50 86V85H49ZM57 87V85H54L53 87ZM71 87H72V85H70ZM103 86V85H102ZM101 86V87H102ZM172 86V87H171ZM222 86V85H221ZM55 87V88H56ZM58 87H60V86H58ZM140 87V86H139ZM219 87H220V85H219ZM14 88V87H13ZM38 88V87H37ZM79 88V87H78ZM223 88V87H222ZM227 88H229V87H227ZM33 89V88H32ZM36 89V88H35ZM104 89H106V88H104V86H103V90ZM142 89V88H141ZM154 89V90H155ZM157 89L158 90H160V91H157ZM48 90V89H47ZM62 90V89H61ZM69 90V92H70V90L72 91V89H68ZM79 90V89H78ZM102 90V89H101ZM237 90V89H236ZM238 90H240V89H238ZM6 91V90H5ZM42 91V90H41ZM50 91H52V89L50 90V88H49V92ZM54 91V90H53ZM52 91V92H53ZM80 91V90H79ZM90 91H91V89H90ZM197 91L199 92V93H201V94H199V93H197ZM213 91H215L214 89H213ZM217 91H218V89H217ZM242 91V90H241ZM243 91H244V89H243ZM242 91V92H243ZM2 92V91H1ZM51 92V94H53ZM76 92V91H75ZM85 93H88L87 92V90L86 91H84ZM155 91L153 92V93H156ZM228 92V91H227ZM56 93V92H55ZM75 94L74 92H71V94ZM93 93H95V90H94V92ZM97 93V92H96ZM95 93V94H96ZM133 93V92H132ZM213 93H215V92H213ZM14 94V93H13ZM46 94V93H45ZM57 94V93H56ZM65 94V93H64ZM68 94V93H67ZM71 94H69L70 96V99L71 100H73L75 103H73V104H70V105H72V111H71V109H70V111H64V112H61V111H63V109H66V108H63V107H61V110L60 111H57V110H59V109H56V111H55V113H51V114H49L48 113V115H50V116H53V117H56V116H60V117H63V116H65V117H69L68 119L71 121V123H70V121H68V123L69 124H66L63 120H61V119H57V120H52V124H54L53 123V121L55 122V124H58L59 125V127L58 126H55V127H57V128H55L56 130L54 131V135L52 136L51 135V137H50V135H49V139H48V145H39L41 142H39V144L36 142V144L37 145H33L32 143H30L31 145V147H33V149H34V147H35V150H31V147L28 145V143H26V141L28 142L30 139H28V137L29 136H33V133L34 132H36V130L37 129H35L36 127H34V125H33V127L34 128H27L23 133H26V134H22L23 136H25L26 138H21L22 136H21V132L23 131V129H21L20 127H21V125L20 124H23V123H25V120L27 119V117L28 116H34V115H43V114H39V113H34L33 111V114H28V113H30V110L28 111V113L27 114H24L25 113V111H24V109H23V112H20V110L19 109H17V107H15L16 109L15 110H17V112H7V111H5V110H3V107L2 108H0V110H2V112L0 111V120H1V122H11V123H13V124H15L16 126L17 125H20V127H19V129L18 130H16L15 131V133H17V137H16V135H15V140L14 139H6V145H2L0 148H2L3 149V152L2 151H0V155L2 156V158H0V205H1V203L4 201V200H8L10 197H13L15 194H16V192L18 191V190H26V189H29V188H32L33 186H35L36 187V185H38L39 184V180H40V178H42L43 180L44 179H47V178H49V177H52L53 176V172H52V170H51V168L53 167V165L55 164V163H57L58 162V160L61 158V157H63L64 155H66V154H69L70 152H73V153H78V151H76L75 150V146L79 143V144H82L83 142L82 141H84V143H83V146H85L86 147V149L89 151V149L88 148H90L91 146L90 145H92V143L91 142H93L94 144H96L97 146H98V144H101V142L100 143H98V141H96L95 140V138H96V136L94 135V131H93V129H91V131H93L92 132V134L95 136V138L93 137V140H95V141H93V140H90L89 139V142L91 143V144H87L86 143V145H84L85 144V140L87 139V141H88V136H90L91 137V139H92V136H91V131H90V133H88V134H90V135H88L87 137H86V139H85V137H84V135H85V133L86 132H88V129H87V127H89L88 126V124H89V121H90V115H91V113L93 112L92 110H94V107H96L97 105H99V104H101L102 103V101L104 100L103 98H104V96L106 97V95L104 94V96L103 97H100L98 94H97V96H99L100 98H99V101H97L98 99H97V97H96V99L97 100H94V99H92V98H90L88 95L86 96L85 95V97L84 96H82V97H84L83 99H81V100H85V102H82L81 101V103H83V104H80L79 102H77V99L74 97V95H71ZM89 94H90V92H89ZM131 94V93H130ZM232 94V93H231ZM26 95V94H25ZM38 95V94H37ZM77 94H75V96H76ZM151 95H152V93H151ZM150 95V96H151ZM154 95V94H153ZM202 96V98L201 97H199V96ZM46 96H48V95H46ZM56 96V95H55ZM92 96V95H91ZM191 96V98H189ZM53 97V96H52ZM93 97H95V95H93ZM116 97V96H115ZM232 96H230V98H227V101H228V103H230V99H232L231 98ZM46 98V97H45ZM48 98V97H47ZM46 98V99H47ZM57 98H58V96H57ZM60 98V97H59ZM106 98V99H107ZM152 98V97H151ZM9 99V98H8ZM60 99H62V96H61V98ZM148 99V98H147ZM200 99L201 100H203V103H202V101L201 102H199L200 101ZM221 99V98H220ZM39 100V99H38ZM63 100H65V99H63ZM237 100V99H236ZM47 101V100H46ZM60 101V100H59ZM189 101V102H188ZM226 101V102H227ZM87 102V103H86ZM234 102H236L235 100H234ZM34 103H36V101L34 102ZM59 103H61V101L59 102ZM117 103V102H116ZM225 103V102H224ZM228 103H227V105H226V108H227V106H229L228 105ZM53 104V103H52ZM56 104V103H55ZM230 104H232L233 105V102H231ZM21 105V104H20ZM24 105V104H23ZM46 105V104H45ZM112 105V104H111ZM110 105V106H111ZM224 105V104H223ZM231 105V106H232ZM236 105L238 106V104L236 103ZM235 105V106H236ZM239 105H240V103H239ZM25 106V105H24ZM23 106V107H24ZM30 106V105H29ZM28 106V108H30ZM49 106V105H48ZM60 106V105H59ZM61 106H64V105H62L61 104ZM66 106H68L67 104H66ZM234 106V107H235ZM237 106L235 107V109L237 108ZM43 107V106H42ZM45 107V106H44ZM50 107V106H49ZM219 107V106H218ZM223 107V106H222ZM234 107H232V108H234ZM240 107H241V105H240ZM13 109H14V107H12ZM27 108V107H26ZM48 108V107H47ZM46 108V109H47ZM107 108H108V106H107ZM107 108L104 110L103 109V111H110V112H112V110H107ZM225 108V107H224ZM230 107H228V109H229ZM31 110H33V108H30ZM38 109V108H37ZM51 109V108H50ZM49 109V112L51 111ZM69 109V108H68ZM111 109V108H110ZM139 109V110H138ZM143 109H149V111H147V110H144V112L145 113H143V114H146L147 115V117H145L144 115H141V113L143 112ZM185 109H186V112H189V111H191L190 112V118H192L191 120H189V117H186L185 118V113H183L182 114V111L184 112L185 111ZM217 109V108H216ZM36 110V109H35ZM48 110V109H47ZM160 112H159V111ZM188 110V111H187ZM218 110V109H217ZM222 110V109H221ZM233 110V109H232ZM19 111V112H18ZM119 111V110H118ZM122 111V110H121ZM135 111V110H134ZM225 111H227V112H229L228 110H225ZM45 112V111H44ZM114 112V111H113ZM112 112V113H113ZM116 112L118 113V115L116 116ZM214 112H216V111H214ZM213 112V113H214ZM218 112H219V110H218ZM222 112H224V111H222ZM101 113V112H100ZM212 113V114H213ZM224 113H226V112H224ZM232 113V112H231ZM103 115H104V113H102ZM107 114V113H106ZM110 114V113H109ZM186 114H188V113H186ZM198 114V113H197ZM201 113H199L198 114V116L200 115ZM204 114L202 115L203 117H201V115L198 117V118H204V117H206L204 120H202V121H205V120H208V118H209V116L207 117V116H204ZM218 115H219V113H217ZM229 115H230V113H228ZM28 115V116H27ZM184 115V116H183ZM208 115V114H207ZM225 115V114H224ZM232 115H234V114H232ZM31 116V117H32ZM39 116V117H40ZM106 117H107V115H105ZM105 116H103V117H105ZM109 116V115H108ZM111 116H112V114H111ZM111 116H109L108 118L109 119H112V117ZM142 116H144L145 118L144 119H148L150 116H152L151 118L153 119V123H152V125L154 124V123H156L155 125H153V126H151L150 128L152 129V127H153V129L151 130L152 131V136L150 135V134H148L149 132L151 133V131H149V132H147L148 131V129L147 130H145V132L142 130V131H140L141 133H143V134H137V129H136V131L134 130L133 131V129H129L128 127H132L133 126V123L135 122V120H136V117L139 119L140 117H142ZM214 116V115H213ZM222 116V115H221ZM226 116V115H225ZM114 117V116H113ZM210 117H211V120L213 119L212 118V116L210 115ZM43 118H45V117H43ZM59 118V117H58ZM107 118V119H108ZM197 118V119H198ZM216 118H218V116L216 117ZM225 118V117H224ZM226 118H227V116H226ZM232 118V117H231ZM34 119V118H33ZM36 119V118H35ZM141 119H143V118H141ZM143 119V120H144ZM189 120V121H192V120H195L194 122H192V123H187V121L186 120ZM37 120H39L38 118H37ZM36 120V121H37ZM121 120V121H120ZM151 120V119H150ZM41 121V120H40ZM148 121H149V119H148ZM147 121V122H148ZM152 121V120H151ZM198 121V120H197ZM201 121V120H200ZM199 121V123H201ZM210 121V120H209ZM212 121H216L215 119H213ZM232 121V120H231ZM1 122H0V125H1ZM42 122V121H41ZM50 122V121H49ZM95 122V121H94ZM113 122V123H114ZM146 122V123H147ZM207 122V121H206ZM206 122H204V128L207 130V125H208V122H207V124H206ZM237 122V121H236ZM33 123V122H32ZM136 123V122H135ZM134 123V124H135ZM144 123V125L146 124L145 122H143ZM199 123L198 124H195V125H197V126H199ZM211 125H213L211 122H209ZM29 124H31V122L29 123ZM37 124V123H36ZM40 124V123H39ZM51 124V125H52ZM31 125V126H32ZM50 125V126H51ZM97 126H98V124H96ZM113 125V124H112ZM114 125H116V123L114 124ZM131 125V126H130ZM138 125V124H137ZM147 125V124H146ZM192 125V126H191ZM221 125V124H220ZM235 125H236V123H235ZM40 126V125H39ZM96 126V127H97ZM118 126V125H117ZM197 126H194L193 127V129H195V128H197ZM210 125H208V127H209ZM11 127V126H10ZM13 127V126H12ZM23 127V126H22ZM25 127V126H24ZM26 127H27V125H26ZM49 127V126H48ZM53 127V126H52ZM95 127V128H96ZM99 127L101 128L102 126H100L99 125ZM135 127H136V125H135ZM147 127V126H146ZM145 127V128H146ZM201 127H203V122H202V125H201ZM14 128H15V126H14ZM14 128H11V129H14ZM100 128H98L99 130H100ZM112 128H113V126H112ZM132 128H134V126L132 127ZM148 128V127H147ZM3 129V128H2ZM8 129V128H7ZM104 129L105 128H102V131H104ZM115 129H113V130H115ZM135 129V128H134ZM193 129H188L189 131H197V129H195V130H193ZM205 129H203L204 131H205ZM209 129L210 128H208V132H209ZM5 130V129H4ZM53 130V129H52ZM99 130H98V132H99ZM106 130V129H105ZM116 130H115V132H116ZM187 129H186V131L185 132H187L188 131ZM201 130V129H200ZM202 130V131H203ZM211 130V129H210ZM10 133H11V131L10 130H8ZM13 131V130H12ZM40 131V130H39ZM47 131H48V129H47ZM101 130H100V132L101 133H99V135L100 134H102V133H106L105 131L104 132H102ZM120 133H119V132ZM134 132V133H131V132ZM180 131V130H179ZM188 131V132H189ZM206 131V134H208V132ZM1 132H2V130H1ZM4 132H7V131H4ZM3 132V134L5 135V133ZM46 132V131H45ZM97 132V131H96ZM97 132V133H98ZM139 132V133H140ZM174 132V131H173ZM178 132V131H177ZM182 132H183V130H182ZM187 132V133H188ZM12 133H14V132H12ZM12 133H11V135H12ZM51 134H52V132H50ZM146 133L148 134V135H150V136H147L146 135ZM192 133V132H191ZM195 133V132H194ZM203 133H205V132H203ZM20 134V135H19ZM40 134V133H39ZM196 135H195V138H196V136H197V133H195ZM198 134H199V132H198ZM11 135H9V136H7V134H6V136L7 137H10ZM29 135V136H28ZM38 135V134H37ZM96 135H98V134H96ZM103 135V134H102ZM105 135V134H104ZM103 135V136H104ZM114 135V134H113ZM166 135H167V137H166ZM191 135V134H190ZM193 135V134H192ZM191 135V136H192ZM31 136V137H32ZM36 136V135H35ZM101 136V135H100ZM99 136V137H100ZM102 136V137H103ZM3 137H5V136H3ZM200 136H198V138H199ZM44 138H47V137H44ZM101 138V137H100ZM104 138V137H103ZM107 137H106V135H105V139H103V140H105L106 142H107V140L108 139H106ZM190 139H188L189 141H187V142H190V140H191V142H192V139H191V137H189ZM194 138V139H195ZM4 139V138H3ZM33 139V138H32ZM170 139H172V138H170ZM193 139V140H194ZM202 138H200L199 140H201ZM11 140H14L17 144L16 145H9L8 144V142L9 141H11ZM21 140L24 142V143H22L21 142ZM37 140V139H36ZM35 140V141H36ZM100 140H102V139H100ZM152 140V139H151ZM150 140V141H151ZM152 140V141H153ZM196 140V139H195ZM194 140V141H195ZM199 140L197 139V141H193V143H195V145H196V142H197V145H198V142H199ZM33 141H34V139H33ZM153 141V142H154ZM179 141V140H178ZM178 141H177V143H178ZM181 141V140H180ZM88 142V143H89ZM103 143H104V141H102ZM105 142V143H106ZM164 142V143H165ZM182 142V141H181ZM190 142V143H191ZM116 143H119L117 146H116ZM137 143H136V145H137ZM147 143V142H146ZM152 142H150L149 143V145L151 144ZM163 143V144H164ZM184 142H182L181 143V146H183L184 144H183ZM193 143H191V144H193ZM12 144V143H11ZM148 144V143H147ZM153 144H155V143H153ZM157 145L159 144V145H161V143H156ZM176 144V143H175ZM180 144V143H179ZM183 144V145H182ZM191 144H189L190 146H193V145H191ZM39 145V146H38ZM102 145V144H101ZM110 146V147H108V149H112V147H111V145H109V143H107L106 144V146ZM121 145V144H120ZM128 145V144H127ZM127 145H125L127 148H126V150L130 147V146H127ZM131 145V144H130ZM152 145V144H151ZM188 145V146H189ZM48 146V147H47ZM92 146H95V145H92ZM97 146L94 148V149H97ZM100 146V145H99ZM122 146V145H121ZM121 146H119L118 147V151L117 150H111L112 152V154L114 153V152H118L119 153V151L120 152H122L123 150H122V148L124 147V145H123V147L121 148ZM142 146H144V144L142 145ZM147 146V145H146ZM154 146H156V145H154ZM185 146H186V144H185ZM134 147V146H133ZM135 147H137V146H135ZM135 147H134V149H132V148H129L130 150L132 149L133 151L135 150ZM139 147V146H138ZM137 147V148H138ZM141 147V146H140ZM138 148V149H141V148ZM147 147H149V146H147ZM157 147V146H156ZM156 147L154 148L155 150H156ZM159 147H161L162 148V146H159ZM171 147V146H170ZM30 148V149H29ZM116 148H113V149H116ZM121 148V149H120ZM150 148V147H149ZM152 148V147H151ZM174 148V147H173ZM181 148V147H180ZM193 148V147H192ZM99 149H100V147H99ZM103 149H106V147H103ZM120 149V150H119ZM124 150H125V148H123ZM171 149V148H170ZM86 150V151H87ZM101 150H102V147H101ZM130 150H128V151H130ZM137 150V149H136ZM155 150L153 151H151V152H155ZM162 150V149H161ZM163 150H165V147L163 148ZM75 151V152H74ZM97 151V150H96ZM104 151V150H103ZM114 151V152H113ZM128 151L127 152H125V153H128ZM90 152H91V154H92V152L93 151H91L90 150ZM107 152H109V151H107ZM124 152V151H123ZM132 152V151H131ZM87 153V152H86ZM117 153V154H118ZM130 153V152H129ZM89 154V153H88ZM104 154V153H103ZM109 154V153H108ZM119 154H121V153H119ZM92 157V156H91ZM90 157V158H91ZM69 158V157H68ZM93 158V157H92ZM91 158V159H92ZM67 167V166H66ZM4 212V211H3Z\"/></svg>",
    "mask_w": 264,
    "mask_h": 264
}]
</instances>
